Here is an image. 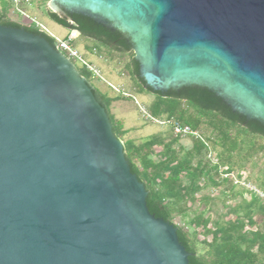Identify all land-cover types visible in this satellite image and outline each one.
I'll list each match as a JSON object with an SVG mask.
<instances>
[{
	"label": "water",
	"instance_id": "95a60500",
	"mask_svg": "<svg viewBox=\"0 0 264 264\" xmlns=\"http://www.w3.org/2000/svg\"><path fill=\"white\" fill-rule=\"evenodd\" d=\"M50 7L124 34L153 92L206 89L264 127V0ZM146 198L87 79L44 38L0 25V264H189Z\"/></svg>",
	"mask_w": 264,
	"mask_h": 264
},
{
	"label": "trees",
	"instance_id": "16d2710c",
	"mask_svg": "<svg viewBox=\"0 0 264 264\" xmlns=\"http://www.w3.org/2000/svg\"><path fill=\"white\" fill-rule=\"evenodd\" d=\"M50 0H45L44 3ZM57 25L76 32L78 37L92 40L96 45L121 55L133 53L126 36L118 31L96 24L87 17L70 15L60 17L50 12ZM0 25L44 38L55 49V41L32 24H21L9 18L5 6L0 10ZM94 50V49H93ZM132 54L125 65V74L131 80L135 94H150L155 101L148 115L155 120L175 121L199 133L201 139H189L188 148L175 138L170 130L153 134L140 143H123L130 172L144 185L146 207L155 218L173 225L179 243L189 254V264H264V201L252 193L242 212L234 211L226 221H214L206 216L214 199L205 192L210 189H234L233 182L223 175L235 174L241 178L245 166L259 157L264 163V127L256 121L233 113L213 93L198 87H183L166 93L153 92L139 76L138 64ZM79 74L88 79L85 68ZM96 100L104 106L113 134L123 140L128 130L110 113L109 107L120 97H108L94 89ZM130 97V95L126 96ZM163 119V120H161ZM210 152L218 164H213ZM264 190V180L258 182ZM263 219L261 224L255 217ZM179 218L182 227L173 224ZM210 225V226H209ZM187 226L190 230H185Z\"/></svg>",
	"mask_w": 264,
	"mask_h": 264
},
{
	"label": "rangeland",
	"instance_id": "374dc122",
	"mask_svg": "<svg viewBox=\"0 0 264 264\" xmlns=\"http://www.w3.org/2000/svg\"><path fill=\"white\" fill-rule=\"evenodd\" d=\"M5 6L9 14L13 11L12 19L16 21L21 19L20 14L9 5L7 0H0V9ZM47 9L60 16V13L54 10L55 8L52 9L50 7V1L38 6L33 5L24 8L26 13L43 27L45 33L57 39H63L68 34H74L78 37L76 32L69 31L54 23L50 19ZM75 47L83 55L84 59L99 71L100 78L90 75L87 79L90 85L101 93H105L108 97L118 96L121 98L119 101L113 102L109 110L113 117L122 123L123 129L128 130L122 143L128 140L140 143L150 135L163 134L169 130L167 125H158L149 120H145L140 112V108H143L148 114V108L155 101V97L150 94H135L132 82L126 76L124 68L133 53L124 55L113 53L96 45L92 40H86L81 37L76 39ZM73 63L77 70L81 69L80 63L77 61ZM128 95L130 97H126ZM189 139L191 138L183 139L181 145L188 148L190 146ZM262 161V159L257 157L251 163H248L245 166V170L241 173V178H238L236 173L230 174L234 175L235 179L240 183H233V186H235L234 189H227L226 186L224 191L210 189V192H205V194H208L214 199L205 214L206 216H210L211 225L215 220L226 221L230 219L234 211L241 213L242 207L249 203L252 196V192L249 191L250 187L264 194V190L261 188L262 186L258 183L264 180V163ZM255 221L261 224L263 219L260 216H256ZM184 222L186 221H182L179 218L173 219V224L178 227H182ZM185 230L190 232L191 229L185 226Z\"/></svg>",
	"mask_w": 264,
	"mask_h": 264
},
{
	"label": "built area",
	"instance_id": "2783aa9c",
	"mask_svg": "<svg viewBox=\"0 0 264 264\" xmlns=\"http://www.w3.org/2000/svg\"><path fill=\"white\" fill-rule=\"evenodd\" d=\"M10 6H12L17 13L20 14L19 23L21 24H32L34 25L37 29H39L41 32H44L43 27L38 24L33 18H31L26 11L24 10L25 7H31L33 5H40L45 2V0H7ZM13 16V11L10 12L9 18L11 20ZM16 21V20H14ZM47 34V33H46ZM50 38H52L55 41V50L60 52L62 55H64L67 59H69L72 63L74 61H77L78 63L81 64V68H85L87 72L91 74V76H94L96 78H100L99 71L93 67L89 62H87L83 55L79 53L75 47V41L78 38L74 34H68L65 38L63 39H57L53 37L50 34H47ZM74 64V63H73ZM140 112L143 115V118L145 120H149L153 123H156L158 125H167L169 127V130L171 134L175 138H180V139H187V138H193V139H201L200 135L198 132L193 131L190 127L186 125H182L179 122L175 121H165L162 122L160 120H155L152 117H150L143 108H140ZM207 158L213 163V164H218L216 158L208 152ZM223 178H229L234 184H240L239 181H237L234 177V175H223ZM249 191L255 194L259 199H262L264 201V194L260 193L258 190L255 188L250 187Z\"/></svg>",
	"mask_w": 264,
	"mask_h": 264
},
{
	"label": "bare ground",
	"instance_id": "6f19581e",
	"mask_svg": "<svg viewBox=\"0 0 264 264\" xmlns=\"http://www.w3.org/2000/svg\"><path fill=\"white\" fill-rule=\"evenodd\" d=\"M55 8V7H54Z\"/></svg>",
	"mask_w": 264,
	"mask_h": 264
},
{
	"label": "crops",
	"instance_id": "0c3cea01",
	"mask_svg": "<svg viewBox=\"0 0 264 264\" xmlns=\"http://www.w3.org/2000/svg\"><path fill=\"white\" fill-rule=\"evenodd\" d=\"M1 10V9H0Z\"/></svg>",
	"mask_w": 264,
	"mask_h": 264
}]
</instances>
